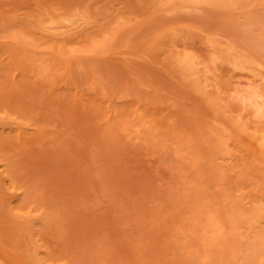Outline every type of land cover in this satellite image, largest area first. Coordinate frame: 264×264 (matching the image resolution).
<instances>
[{
    "label": "rangeland",
    "instance_id": "rangeland-1",
    "mask_svg": "<svg viewBox=\"0 0 264 264\" xmlns=\"http://www.w3.org/2000/svg\"><path fill=\"white\" fill-rule=\"evenodd\" d=\"M0 264H264V0H0Z\"/></svg>",
    "mask_w": 264,
    "mask_h": 264
}]
</instances>
